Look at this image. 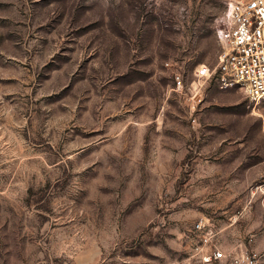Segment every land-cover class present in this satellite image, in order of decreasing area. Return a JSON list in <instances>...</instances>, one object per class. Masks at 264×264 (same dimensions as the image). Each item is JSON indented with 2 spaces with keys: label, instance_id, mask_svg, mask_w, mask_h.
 Here are the masks:
<instances>
[{
  "label": "rangeland",
  "instance_id": "rangeland-1",
  "mask_svg": "<svg viewBox=\"0 0 264 264\" xmlns=\"http://www.w3.org/2000/svg\"><path fill=\"white\" fill-rule=\"evenodd\" d=\"M230 1L0 0V264H176L200 219L264 264V106L194 89Z\"/></svg>",
  "mask_w": 264,
  "mask_h": 264
},
{
  "label": "built area",
  "instance_id": "built-area-1",
  "mask_svg": "<svg viewBox=\"0 0 264 264\" xmlns=\"http://www.w3.org/2000/svg\"><path fill=\"white\" fill-rule=\"evenodd\" d=\"M220 51L213 67L199 66L195 73L199 89L213 81L221 90L241 91L255 107L264 106V0H231L217 32ZM174 88L182 90L183 80L175 75ZM249 204H258L264 212V179L249 190ZM197 244L176 264H257L259 255L242 243L231 252L220 249L217 235L208 219L194 224Z\"/></svg>",
  "mask_w": 264,
  "mask_h": 264
}]
</instances>
